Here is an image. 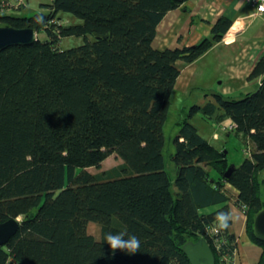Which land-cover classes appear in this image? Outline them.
Here are the masks:
<instances>
[{"label": "trees", "instance_id": "16d2710c", "mask_svg": "<svg viewBox=\"0 0 264 264\" xmlns=\"http://www.w3.org/2000/svg\"><path fill=\"white\" fill-rule=\"evenodd\" d=\"M37 4L40 10L26 0L0 2V26L31 28L36 37L0 51V223L19 224L0 247V264H190L183 245L201 238L215 264H233L231 227L219 234L210 228L230 202L245 214L247 236L262 248L256 264H264V241L253 229L264 208V53L246 77L257 80L253 90L239 98L215 94L182 110L170 156L172 183L162 155L163 124L179 62L208 52L233 21L220 16L210 36L159 49L153 46L157 26L181 2ZM62 12L80 23L65 24ZM72 36L83 43L59 46ZM197 113L245 139L240 164L229 163L227 150L199 134L190 122ZM109 153L122 163L88 170ZM212 206L218 207L202 212ZM90 222L99 226L98 237L87 231ZM119 231L140 239L138 254L113 256L102 244L105 234Z\"/></svg>", "mask_w": 264, "mask_h": 264}, {"label": "rangeland", "instance_id": "374dc122", "mask_svg": "<svg viewBox=\"0 0 264 264\" xmlns=\"http://www.w3.org/2000/svg\"><path fill=\"white\" fill-rule=\"evenodd\" d=\"M38 0H26L29 8L40 10ZM44 2V0H41ZM31 12H28V14ZM65 24H78L80 21L69 13H60ZM255 25L248 28L244 33L237 36V43L232 47L225 48L219 44L214 49L200 56L194 62L189 64L180 63L181 73L176 81L175 87L171 92L170 104L167 109V116L163 124L164 145L162 155L164 158L165 169L171 179L174 181V166L171 161V155L174 153L173 139L178 131V122L182 118V110L186 111L193 105H201L207 101H213L215 94H223L231 98H239L240 94H244L255 88L257 80L249 82L247 85L242 82L247 81L246 77H242V81H238L235 76V60L236 56H240L239 51L244 52L245 45H250L254 36ZM232 34V32H230ZM90 39H92L90 37ZM82 37H64L60 41L61 48H71L79 46L83 43ZM254 46L252 45L250 49ZM250 51V50H249ZM190 122L197 128V131L212 145L227 150V158L229 163L240 164L245 158L244 149L248 147L242 136L221 130V127L211 121L206 120L200 114H195L190 118ZM229 120H225L224 124L229 125ZM122 163L121 158L115 153H109L107 158L102 161L99 168L90 167L88 170L97 172L104 169H110ZM264 175V171L262 172ZM218 206L207 207L202 212H209ZM87 231L98 237L99 226L90 222L87 225Z\"/></svg>", "mask_w": 264, "mask_h": 264}, {"label": "crops", "instance_id": "0c3cea01", "mask_svg": "<svg viewBox=\"0 0 264 264\" xmlns=\"http://www.w3.org/2000/svg\"><path fill=\"white\" fill-rule=\"evenodd\" d=\"M14 2L16 0H0V2ZM220 16H226L233 22L229 28L234 32L228 40H221L219 44L225 48L237 43V36L255 25V31L250 45L242 47L236 56L234 76L238 81L247 77L257 59L264 53V15H258L248 0H184L179 7L166 13L156 29L153 40L155 48H173L188 46L200 39L210 36L212 22ZM254 46L252 49L251 46ZM250 50V51H249ZM182 70V68H181ZM242 84L247 85V81ZM227 189L234 195L237 191L229 185ZM230 209L243 213L242 209L233 202L229 203ZM231 231L236 238V251L233 264H256L261 256L262 248L250 241L246 233V216L239 215L237 221L231 225Z\"/></svg>", "mask_w": 264, "mask_h": 264}, {"label": "water", "instance_id": "95a60500", "mask_svg": "<svg viewBox=\"0 0 264 264\" xmlns=\"http://www.w3.org/2000/svg\"><path fill=\"white\" fill-rule=\"evenodd\" d=\"M183 2L184 0H176ZM36 39L35 32L31 28H14L0 26V51L13 45H28ZM229 167L226 176L231 172ZM19 229V224L15 219H9L0 223V247L4 246ZM255 236L264 241V208L260 210L253 221ZM183 251L190 264H215L214 254L203 238L196 242L188 241L183 245Z\"/></svg>", "mask_w": 264, "mask_h": 264}, {"label": "clouds", "instance_id": "9594fccd", "mask_svg": "<svg viewBox=\"0 0 264 264\" xmlns=\"http://www.w3.org/2000/svg\"><path fill=\"white\" fill-rule=\"evenodd\" d=\"M229 32H232V35L234 33L230 29V31L228 30L226 34ZM242 214V212L236 209L217 212L214 216L213 224L210 226L211 231L217 234L226 231L227 229H229V227H231L233 223L237 221L238 216ZM102 244H107L109 252L113 256L117 252H121L130 257L138 254L141 246L140 239L137 236L129 235L125 231H119L115 233L109 232L105 234Z\"/></svg>", "mask_w": 264, "mask_h": 264}, {"label": "built area", "instance_id": "2783aa9c", "mask_svg": "<svg viewBox=\"0 0 264 264\" xmlns=\"http://www.w3.org/2000/svg\"><path fill=\"white\" fill-rule=\"evenodd\" d=\"M248 2L255 9V12L258 15H264V0H248ZM230 37H232V34L229 32L222 38V40L226 41L228 40L227 38ZM229 127L232 128V125Z\"/></svg>", "mask_w": 264, "mask_h": 264}, {"label": "bare ground", "instance_id": "6f19581e", "mask_svg": "<svg viewBox=\"0 0 264 264\" xmlns=\"http://www.w3.org/2000/svg\"><path fill=\"white\" fill-rule=\"evenodd\" d=\"M234 28H232V30H233Z\"/></svg>", "mask_w": 264, "mask_h": 264}]
</instances>
